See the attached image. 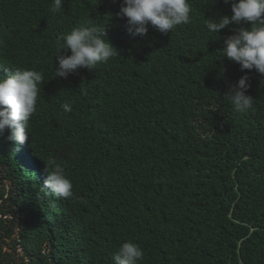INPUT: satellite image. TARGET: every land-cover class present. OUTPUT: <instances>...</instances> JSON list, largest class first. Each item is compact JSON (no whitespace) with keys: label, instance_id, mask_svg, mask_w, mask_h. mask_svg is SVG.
I'll return each mask as SVG.
<instances>
[{"label":"trees","instance_id":"1","mask_svg":"<svg viewBox=\"0 0 264 264\" xmlns=\"http://www.w3.org/2000/svg\"><path fill=\"white\" fill-rule=\"evenodd\" d=\"M122 3L0 0V75L44 76L28 140L0 136V264H113L128 240L139 264H264V75L221 55L236 25L204 24L231 4L189 0L190 23L132 37ZM89 19L119 55L57 77L62 36ZM245 74L238 113L224 94ZM50 161L71 198L40 191Z\"/></svg>","mask_w":264,"mask_h":264},{"label":"clouds","instance_id":"2","mask_svg":"<svg viewBox=\"0 0 264 264\" xmlns=\"http://www.w3.org/2000/svg\"><path fill=\"white\" fill-rule=\"evenodd\" d=\"M224 2L231 4L232 14L207 18L204 22L207 31L220 34L229 25H236L233 34L224 39L221 55L238 63L242 71L254 69L264 75V0ZM62 6L63 0H53L51 11L59 12ZM190 13L189 0H123L117 15L126 18L125 29L130 36L144 37L149 26L167 34L179 25L190 23ZM106 35V27L97 26L90 19L65 33L63 44L55 56L56 76L67 78L81 68L91 70L119 55ZM62 49L65 52L70 50L71 54H60ZM43 81L40 71L29 68L16 67L15 71L0 75V136L7 131V139L16 145L28 140L30 119L37 110L38 85ZM249 87L248 75L245 74L224 94L238 113L253 109L254 98L247 94ZM62 108L71 111L67 103L62 104ZM46 172L41 192L62 199L73 196L72 181L62 166L55 161L46 162ZM142 259L143 250L132 240L121 243L113 254V264H139Z\"/></svg>","mask_w":264,"mask_h":264}]
</instances>
